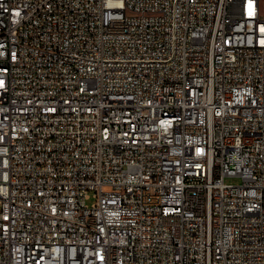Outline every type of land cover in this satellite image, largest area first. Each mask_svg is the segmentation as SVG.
<instances>
[{"label":"built area","instance_id":"1","mask_svg":"<svg viewBox=\"0 0 264 264\" xmlns=\"http://www.w3.org/2000/svg\"><path fill=\"white\" fill-rule=\"evenodd\" d=\"M0 264H264V0H0Z\"/></svg>","mask_w":264,"mask_h":264},{"label":"rangeland","instance_id":"2","mask_svg":"<svg viewBox=\"0 0 264 264\" xmlns=\"http://www.w3.org/2000/svg\"><path fill=\"white\" fill-rule=\"evenodd\" d=\"M240 180H241V179H240V177H238V176H227V177H225V181H226V182L239 183ZM93 200H94V198H93V197H90V198H88V199L86 200V202H87L88 204H90V203L93 202Z\"/></svg>","mask_w":264,"mask_h":264}]
</instances>
